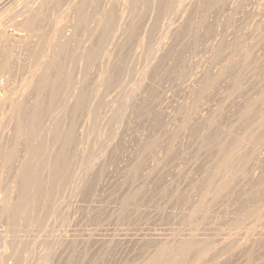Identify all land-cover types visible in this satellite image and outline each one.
Returning <instances> with one entry per match:
<instances>
[{"label": "rangeland", "instance_id": "1", "mask_svg": "<svg viewBox=\"0 0 264 264\" xmlns=\"http://www.w3.org/2000/svg\"><path fill=\"white\" fill-rule=\"evenodd\" d=\"M0 88V264H264V0H0Z\"/></svg>", "mask_w": 264, "mask_h": 264}, {"label": "bare ground", "instance_id": "2", "mask_svg": "<svg viewBox=\"0 0 264 264\" xmlns=\"http://www.w3.org/2000/svg\"><path fill=\"white\" fill-rule=\"evenodd\" d=\"M20 2V1H19ZM20 4V3H19ZM9 10V9H8ZM26 22V21H25ZM3 99V98H2ZM5 99V98H4ZM1 101V100H0ZM2 102V101H1ZM12 102V101H11ZM6 103V102H5ZM5 103H4V105H5ZM1 104V103H0ZM3 105V106H4ZM1 107H2V105H0ZM26 172V171H25ZM12 207V206H11ZM15 207V206H14ZM25 207V206H24ZM5 212V211H4ZM14 212V211H13ZM6 240V239H5ZM185 254V253H184Z\"/></svg>", "mask_w": 264, "mask_h": 264}, {"label": "built area", "instance_id": "3", "mask_svg": "<svg viewBox=\"0 0 264 264\" xmlns=\"http://www.w3.org/2000/svg\"><path fill=\"white\" fill-rule=\"evenodd\" d=\"M1 89V88H0Z\"/></svg>", "mask_w": 264, "mask_h": 264}]
</instances>
